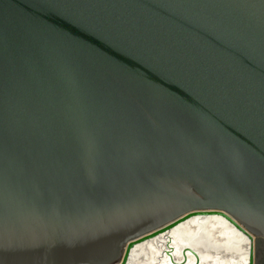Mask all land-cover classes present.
<instances>
[{
	"label": "water",
	"instance_id": "water-1",
	"mask_svg": "<svg viewBox=\"0 0 264 264\" xmlns=\"http://www.w3.org/2000/svg\"><path fill=\"white\" fill-rule=\"evenodd\" d=\"M210 212L255 264L264 0H0V264H128Z\"/></svg>",
	"mask_w": 264,
	"mask_h": 264
},
{
	"label": "bare ground",
	"instance_id": "bare-ground-1",
	"mask_svg": "<svg viewBox=\"0 0 264 264\" xmlns=\"http://www.w3.org/2000/svg\"><path fill=\"white\" fill-rule=\"evenodd\" d=\"M166 237L184 264H247L249 240L223 215L211 212L193 215L167 233L136 246L128 264H172L164 250ZM187 249L190 251L183 254Z\"/></svg>",
	"mask_w": 264,
	"mask_h": 264
},
{
	"label": "flooded vegetation",
	"instance_id": "flooded-vegetation-1",
	"mask_svg": "<svg viewBox=\"0 0 264 264\" xmlns=\"http://www.w3.org/2000/svg\"><path fill=\"white\" fill-rule=\"evenodd\" d=\"M255 264H264V241L260 239L255 242Z\"/></svg>",
	"mask_w": 264,
	"mask_h": 264
}]
</instances>
